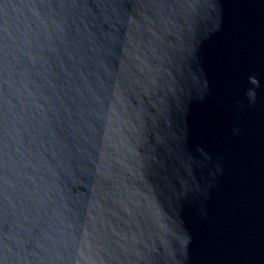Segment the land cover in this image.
<instances>
[{"label": "water", "instance_id": "water-1", "mask_svg": "<svg viewBox=\"0 0 264 264\" xmlns=\"http://www.w3.org/2000/svg\"><path fill=\"white\" fill-rule=\"evenodd\" d=\"M0 264H264V0H0Z\"/></svg>", "mask_w": 264, "mask_h": 264}]
</instances>
